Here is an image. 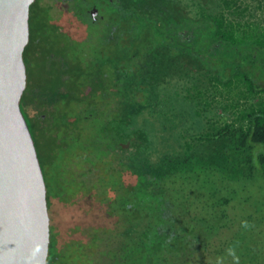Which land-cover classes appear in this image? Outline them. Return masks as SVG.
Masks as SVG:
<instances>
[{
    "label": "trees",
    "instance_id": "16d2710c",
    "mask_svg": "<svg viewBox=\"0 0 264 264\" xmlns=\"http://www.w3.org/2000/svg\"><path fill=\"white\" fill-rule=\"evenodd\" d=\"M174 6L135 0L125 20L107 22L101 49L76 54L46 23L36 86L26 66L28 29L20 110L47 221L67 218L60 235L48 225L45 264H264V104L154 161L149 136L133 128L145 115L166 120L150 78L184 53L216 85L236 80L250 94L264 93V39L237 37L217 17L159 13ZM57 36L64 42L54 48ZM196 142L217 147L203 155Z\"/></svg>",
    "mask_w": 264,
    "mask_h": 264
},
{
    "label": "rangeland",
    "instance_id": "374dc122",
    "mask_svg": "<svg viewBox=\"0 0 264 264\" xmlns=\"http://www.w3.org/2000/svg\"><path fill=\"white\" fill-rule=\"evenodd\" d=\"M59 1L46 0L45 4V0H35L30 12L28 29L32 44L29 46L26 66L32 71L35 86L39 76L38 69L42 64V56L38 54H42L47 45L46 23L59 24L61 28L59 32L62 31L64 36L73 39L72 46L69 47L72 53L76 54L82 49L85 51L101 49L103 42L100 38L106 31L107 22L117 20L112 11H100L102 20L99 25L87 27L74 18H69L70 15L65 12H60ZM63 7L66 8L65 5ZM159 13L167 19L172 17L176 20L189 18L195 21L204 17H217L228 23L237 37H244L246 41L259 37L264 39V0H175V6L171 11L161 10ZM87 37L88 42L83 43L82 40ZM57 38L54 48L64 42L59 36ZM80 43L82 45H79ZM106 48L108 51L109 47ZM165 61L169 63L164 64V69L150 79L157 89L156 94L162 100L160 108L167 118L164 121L158 114L145 115L139 117L137 122L134 120L133 125V128L144 127L148 130L153 161L164 154H181L187 140L211 130V127L237 122L259 104H264V93L250 94L244 85L236 80L228 88L216 85L202 66L185 53L176 58H167ZM243 123L246 124L247 120ZM216 147L215 143L206 145L196 142L194 151L212 155ZM65 218L61 215L58 223L55 221L54 225L49 219L50 233L51 230H59L56 234L60 235L67 224Z\"/></svg>",
    "mask_w": 264,
    "mask_h": 264
},
{
    "label": "water",
    "instance_id": "95a60500",
    "mask_svg": "<svg viewBox=\"0 0 264 264\" xmlns=\"http://www.w3.org/2000/svg\"><path fill=\"white\" fill-rule=\"evenodd\" d=\"M32 1L0 0V264H45L49 238L43 177L20 110Z\"/></svg>",
    "mask_w": 264,
    "mask_h": 264
},
{
    "label": "flooded vegetation",
    "instance_id": "af4514ba",
    "mask_svg": "<svg viewBox=\"0 0 264 264\" xmlns=\"http://www.w3.org/2000/svg\"><path fill=\"white\" fill-rule=\"evenodd\" d=\"M45 4H47L46 0ZM58 4L59 11L65 12L67 15H70L69 18L72 17L77 22L86 25L87 27H93L99 25V22L102 20V16L99 13L100 11L109 12L110 10L115 13V15L117 16L116 19L125 20V16L128 11L134 8L135 0H60ZM64 5L66 6V8L63 7ZM62 7L65 9V11ZM47 10L49 12L48 7ZM55 25H57V28L59 30L61 29L59 27V24ZM69 39L70 40L68 45H71L73 43V39H71V37ZM143 130L144 132H146L147 136L150 135L148 133V130L144 129V127Z\"/></svg>",
    "mask_w": 264,
    "mask_h": 264
}]
</instances>
